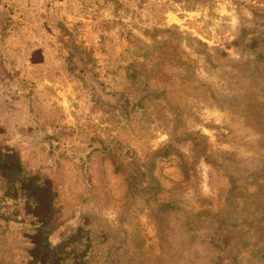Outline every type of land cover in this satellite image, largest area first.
Here are the masks:
<instances>
[{
  "label": "rangeland",
  "instance_id": "obj_1",
  "mask_svg": "<svg viewBox=\"0 0 264 264\" xmlns=\"http://www.w3.org/2000/svg\"><path fill=\"white\" fill-rule=\"evenodd\" d=\"M0 264H264V0H0Z\"/></svg>",
  "mask_w": 264,
  "mask_h": 264
}]
</instances>
